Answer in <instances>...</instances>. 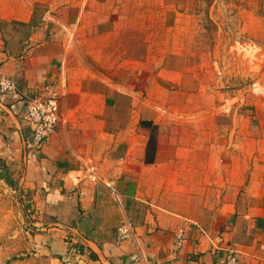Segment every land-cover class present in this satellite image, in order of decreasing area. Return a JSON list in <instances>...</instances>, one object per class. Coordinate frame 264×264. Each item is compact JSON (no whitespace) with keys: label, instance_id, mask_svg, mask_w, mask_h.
Instances as JSON below:
<instances>
[{"label":"crops","instance_id":"0c3cea01","mask_svg":"<svg viewBox=\"0 0 264 264\" xmlns=\"http://www.w3.org/2000/svg\"><path fill=\"white\" fill-rule=\"evenodd\" d=\"M162 1L0 0V165L55 259L264 264V93L189 84L140 20ZM50 84L59 119L34 154L23 112Z\"/></svg>","mask_w":264,"mask_h":264},{"label":"rangeland","instance_id":"374dc122","mask_svg":"<svg viewBox=\"0 0 264 264\" xmlns=\"http://www.w3.org/2000/svg\"><path fill=\"white\" fill-rule=\"evenodd\" d=\"M162 3L155 15L144 13L140 20L155 25L150 31L157 48L172 52L166 62L186 69L189 84L263 95L264 0ZM12 175L0 165V264H86L77 247L60 259L38 252L40 226L31 204L12 186Z\"/></svg>","mask_w":264,"mask_h":264},{"label":"built area","instance_id":"2783aa9c","mask_svg":"<svg viewBox=\"0 0 264 264\" xmlns=\"http://www.w3.org/2000/svg\"><path fill=\"white\" fill-rule=\"evenodd\" d=\"M14 89V83L4 77H0V94H5ZM23 119L30 131L29 147L34 154H39L42 146L48 141L50 135L54 132L59 119L58 94L55 85L50 84L43 89L42 94L36 95L26 103ZM120 238L127 237L130 234V228L127 224H122L117 229ZM181 234L176 237L179 244ZM222 264H238L236 250L232 247L225 249L222 258Z\"/></svg>","mask_w":264,"mask_h":264},{"label":"trees","instance_id":"16d2710c","mask_svg":"<svg viewBox=\"0 0 264 264\" xmlns=\"http://www.w3.org/2000/svg\"><path fill=\"white\" fill-rule=\"evenodd\" d=\"M77 248H78V247H77ZM78 250L81 251L82 249L79 247ZM91 256H92V255H91ZM92 257H93V256H92Z\"/></svg>","mask_w":264,"mask_h":264}]
</instances>
